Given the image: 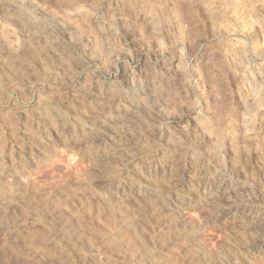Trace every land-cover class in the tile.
Wrapping results in <instances>:
<instances>
[{
  "label": "rangeland",
  "instance_id": "obj_1",
  "mask_svg": "<svg viewBox=\"0 0 264 264\" xmlns=\"http://www.w3.org/2000/svg\"><path fill=\"white\" fill-rule=\"evenodd\" d=\"M0 264H264V0H0Z\"/></svg>",
  "mask_w": 264,
  "mask_h": 264
},
{
  "label": "bare ground",
  "instance_id": "obj_2",
  "mask_svg": "<svg viewBox=\"0 0 264 264\" xmlns=\"http://www.w3.org/2000/svg\"><path fill=\"white\" fill-rule=\"evenodd\" d=\"M40 11H42V10H40ZM27 28L28 26H24V28ZM32 29H34L32 32L33 33H41L40 32V30H39V27L38 26H35L34 28H32ZM25 31V30H24ZM27 31H28V29H27ZM29 32H31V31H29ZM32 32H31V34H32ZM49 34V33H48ZM47 37H49L47 34H45ZM62 35V34H61ZM45 37V36H44ZM52 38V37H51ZM46 39V38H45ZM57 40V39H56ZM61 40V39H60ZM66 43V42H65ZM63 83H64V81H62ZM66 82V81H65ZM68 84H69V82H68ZM64 85V84H63ZM71 85V84H70ZM61 87V86H60ZM66 87V86H65ZM71 87V86H70ZM63 88V87H62ZM67 89H68V86H67ZM66 89V90H67ZM94 89V88H93ZM63 90V89H62ZM65 90V91H66ZM90 90V89H89ZM64 91V90H63ZM91 91V90H90ZM92 92V91H91ZM93 92H95V90L93 91ZM96 93H97V91H96ZM95 93V94H96ZM90 94H92V93H90ZM91 97V96H90ZM93 98V97H92ZM91 98V99H92ZM121 97H119V99L118 100H115V101H113L115 98H113V100H112V102L110 103H108V104H105V105H103L102 106V112H103V115H101L100 117H98L97 119L98 120H100L101 119V117H107V115H104V114H106L105 112L107 111L106 109H108L109 108V106H112V105H114L112 108H110L109 110H111L112 112H111V115H110V117L111 118H113V120H116V121H118L119 122V120H121V118H123L122 116L123 115H125L126 113H124L123 114V111H130V112H132V116L134 117V115L136 114V113H139V111H138V107L136 106V104H134L133 102H132V100H126V102L124 103V102H122L121 101V99H120ZM128 101V102H127ZM100 113V112H99ZM109 115V114H108ZM135 117H136V115H135ZM130 118H132V117H130ZM110 118H108V120H109ZM133 119V118H132ZM69 120V119H68ZM97 120V121H98ZM124 120V119H123ZM127 120V119H126ZM59 121V120H58ZM97 121H95V122H92V123H89V122H86V123H84L83 124V126H84V128L85 129H90V131H91V129L94 127V125L97 123ZM135 121V120H134ZM133 120H132V122H134ZM70 122V121H69ZM68 121H66V120H62L61 119V121H60V123L62 124V126L66 129L67 127H68V123H69ZM91 122V121H90ZM117 122V123H118ZM59 123V122H58ZM70 124V123H69ZM82 125V124H81ZM98 125V124H97ZM61 126V127H62ZM95 129V128H94ZM93 130V129H92ZM99 130V129H98ZM94 132H95V130H94ZM154 132V131H153ZM153 134V133H152ZM147 135V134H146ZM116 136V135H115ZM153 136V135H152ZM155 136V135H154ZM111 137H114V135L113 136H111ZM120 137V136H119ZM108 137H107V135L106 134H100V136H99V140H106ZM109 138H110V136H109ZM117 138V137H116ZM115 138V139H116ZM142 138H143V136H142ZM145 138V137H144ZM149 139H146V140H149L150 141V135H149V137H148ZM161 138V137H160ZM111 139V138H110ZM119 139V138H118ZM140 139L141 138H136V137H129V138H124V137H120V141H118V146H116V148H118V150H120V152H124V151H126L127 153H131L132 154V156H131V158L129 159L130 160V162H133L134 161V159L136 158V156L137 155H139V153L138 152H140L141 151V149H140V151H138L137 150V148L140 146V145H142V144H144V143H146V142H142V141H140ZM170 139V138H169ZM168 139V140H169ZM108 140V139H107ZM156 140V139H155ZM171 141V140H170ZM117 142V141H116ZM151 142H152V140H151ZM150 142V143H151ZM154 142V141H153ZM172 142V141H171ZM114 143V142H113ZM112 143V144H113ZM147 143H149V142H147ZM157 143L159 144V142H158V139H157ZM110 144V143H109ZM116 144V143H115ZM115 144H114V146L113 147H115ZM154 144H156V143H154ZM148 145V144H147ZM157 145V144H156ZM171 145V144H170ZM169 146V145H168ZM147 147V146H146ZM146 147H145V149H146ZM156 147V146H155ZM155 147H153V149L155 148ZM143 148V147H142ZM149 148V147H148ZM144 149V151H148L147 149L145 150ZM150 151V150H149ZM143 152V151H142ZM126 154V153H125ZM129 154H127V156H128ZM140 156H143V155H140ZM128 157H130V156H128ZM148 157H149V155H148ZM177 162V161H176ZM179 162V161H178ZM177 162V163H178ZM179 164H181V162L179 163ZM151 165H152V163L150 162V159L149 160H147V161H145V163L144 164H141V170H145V171H147V172H150V168H151ZM139 168V167H138ZM139 169V170H140ZM135 170V169H134ZM136 171H138V170H136ZM135 171V172H136ZM137 173V172H136ZM224 182V181H223ZM226 183V182H225ZM138 185V184H137ZM170 200V199H169ZM168 201V200H167ZM169 202V201H168ZM172 202V201H171ZM168 204H170V203H168ZM249 212V211H248ZM252 213V212H251ZM256 214V213H255ZM250 215V214H249ZM247 216V215H246ZM255 216V215H254ZM251 217V216H250ZM257 217V216H256ZM252 218V217H251ZM251 220V219H250ZM259 225V224H258ZM258 228V227H257Z\"/></svg>",
  "mask_w": 264,
  "mask_h": 264
}]
</instances>
